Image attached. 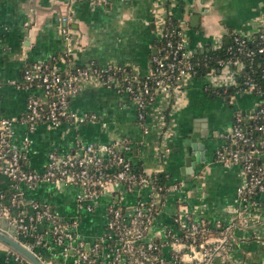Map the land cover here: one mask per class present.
Returning a JSON list of instances; mask_svg holds the SVG:
<instances>
[{
    "label": "crops",
    "instance_id": "crops-1",
    "mask_svg": "<svg viewBox=\"0 0 264 264\" xmlns=\"http://www.w3.org/2000/svg\"><path fill=\"white\" fill-rule=\"evenodd\" d=\"M64 15L71 17L70 63L61 58L66 41L59 25ZM167 19L177 23L192 55L204 54L221 49L232 33L255 35L264 29V0H109L106 5L0 0V116L12 119L11 140L26 157L23 165L32 171H43L50 152L65 156L80 152L81 145L127 143L123 154L134 166L147 174L164 171L168 177L152 235L165 228L177 231L172 220L177 216L204 220L211 228L219 223L230 227L229 245L212 264H264L263 197L255 195L244 202L237 194L243 182L240 166L226 168L215 159L218 134L230 129L235 110L246 113L254 101L250 95L236 96L235 108L227 111L222 106L225 95L213 92L229 78L223 70L186 75L178 91L155 96L141 122L127 93L96 81L82 83L68 102L74 116L88 115L83 122L71 117L58 125L41 120L30 128L25 121L29 97L47 100L39 87L21 86L25 67L53 58L62 73L72 67L115 64L144 76ZM243 97L247 101L239 100ZM78 191L62 182L14 183L0 174V208H9V215L0 217L6 220V227L0 222L2 237L26 249L31 246L28 250L41 264H69L53 244L46 221L30 224L26 235L15 229V236L9 220H26L33 205L46 206L65 221L76 219L77 234L90 244L105 234L110 204L126 208L146 200L149 193L147 188L127 192L108 187L88 211L77 207ZM13 192L18 195L17 207L10 206ZM218 236L213 232L210 241ZM0 264L36 263L0 238Z\"/></svg>",
    "mask_w": 264,
    "mask_h": 264
},
{
    "label": "built area",
    "instance_id": "built-area-1",
    "mask_svg": "<svg viewBox=\"0 0 264 264\" xmlns=\"http://www.w3.org/2000/svg\"><path fill=\"white\" fill-rule=\"evenodd\" d=\"M70 1L106 5L109 0ZM70 23L69 15L60 18L59 30L66 41L61 58L68 63L72 51ZM222 48V57L193 60L180 31L167 19L159 46L151 57L150 70L144 76L124 65L72 67L62 73L53 58L33 63L24 68L21 86L39 87L47 100L29 97L25 121L30 128L41 120L53 125L70 117L83 122L88 115L74 116L68 109V102L82 83L96 81L127 93L134 102L137 120L141 122L157 94L178 91L186 75L197 74L200 66L212 62L206 73L215 75L223 70L229 77L226 86L215 87L214 93L225 95V100L230 103L234 102L232 97L239 95L254 98L248 111L235 110L230 129L218 134L220 144L215 149V159L226 168L235 164L240 166L243 182L237 194L244 202L255 195H261L264 201V29L255 35L232 33ZM209 88L205 86V90ZM12 122V119L0 116V174L12 182L28 185L62 182L77 186V207L88 211L108 187H122L127 192L139 188L149 191L146 200L138 199L126 208L110 204L106 232L90 244L77 234L76 219L65 221L46 206L33 205L34 212L26 220L22 217L9 220L20 235L30 232V224L46 221L53 244L63 257L69 258V264H212L217 255L227 249L230 227L216 223L211 228L204 220L177 216L172 219L177 231L165 228L151 234L162 201L161 187L155 186L149 177L157 171L147 175L132 172L131 162L123 154L129 147L127 143L107 144L101 148L81 145L80 152L65 156L50 152L43 171H32L23 165L26 157L11 140ZM144 133H147L146 129ZM168 188L169 185L166 191ZM18 203V195L13 192L10 206L17 207ZM8 215L9 208L1 207L0 217ZM213 232L219 236L211 242L209 237Z\"/></svg>",
    "mask_w": 264,
    "mask_h": 264
},
{
    "label": "trees",
    "instance_id": "trees-1",
    "mask_svg": "<svg viewBox=\"0 0 264 264\" xmlns=\"http://www.w3.org/2000/svg\"><path fill=\"white\" fill-rule=\"evenodd\" d=\"M172 23L173 26L178 29V25L177 23H175L172 19H169ZM222 57L223 56V48L221 49H217L215 51H208L207 53L204 54H195L193 55V60L195 61H202L204 59H206L207 57ZM212 62H210L207 66H200L198 68V73L197 74H204L207 72V67H211ZM131 171L136 173L137 175H147V173H145L142 168L138 167V166H134L131 163ZM152 179V182L155 186H160L161 190H160V195L163 199V197L165 196V194L167 193L166 189H167V174L164 171H157V172H153L150 174L149 176ZM159 208V205H158ZM157 208V209H158Z\"/></svg>",
    "mask_w": 264,
    "mask_h": 264
},
{
    "label": "water",
    "instance_id": "water-1",
    "mask_svg": "<svg viewBox=\"0 0 264 264\" xmlns=\"http://www.w3.org/2000/svg\"><path fill=\"white\" fill-rule=\"evenodd\" d=\"M193 131H196V130L193 129ZM196 135H198V133H194L193 136L195 137ZM200 144L202 145V143H200ZM202 146H203V145H202ZM199 148H200V146H199ZM0 222L2 223V225H3L4 227H6V226H5V224H6V220H5V219L0 220ZM10 229H11V231H12V235L18 236L17 232L15 231L16 228H15L14 225H11V226H10ZM0 238L3 239V241H5L6 243L12 245L13 247H15L16 249H18L19 251H21L24 255L30 257V258L34 261V263H36V264H41L39 261H37V260L35 259V257L33 256V254L31 253L30 250L24 248L22 245L16 243L15 241H12V240H10V239H4V238L2 237V235H1V233H0Z\"/></svg>",
    "mask_w": 264,
    "mask_h": 264
},
{
    "label": "rangeland",
    "instance_id": "rangeland-1",
    "mask_svg": "<svg viewBox=\"0 0 264 264\" xmlns=\"http://www.w3.org/2000/svg\"><path fill=\"white\" fill-rule=\"evenodd\" d=\"M233 32H236V31H233ZM236 98V96L235 97H232L231 98V101L233 100V99H235ZM246 98H248V97H243V98H240L239 100L241 101H247V99ZM251 101V99L249 100V102ZM253 103H254V101H253ZM252 103V104H253ZM222 106H224L225 108H226V110L227 111H233V109L235 108V105L233 104V102H229L228 100L227 101H225V102H222Z\"/></svg>",
    "mask_w": 264,
    "mask_h": 264
}]
</instances>
